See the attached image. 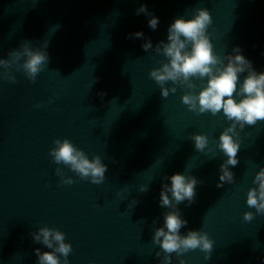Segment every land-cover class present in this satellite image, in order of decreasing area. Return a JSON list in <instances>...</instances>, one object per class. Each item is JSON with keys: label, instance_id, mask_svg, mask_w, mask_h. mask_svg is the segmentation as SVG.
<instances>
[{"label": "clouds", "instance_id": "obj_1", "mask_svg": "<svg viewBox=\"0 0 264 264\" xmlns=\"http://www.w3.org/2000/svg\"><path fill=\"white\" fill-rule=\"evenodd\" d=\"M140 13L151 15L144 4L137 9V15ZM158 23V18L153 15L148 21V26L155 30ZM211 24L212 16L206 8H197L190 19L183 17L175 19L168 28L167 43L161 41L157 46V51L167 58V62L153 69L149 75L161 86L163 97H167L170 91L176 92L175 87L170 90L163 87L169 81L173 84L181 86L187 84L189 88H195V84L191 82L192 78H207L206 86L198 94L188 92L182 96V102L190 111L197 114L210 112L216 115L222 110L226 119L232 122L221 133L218 145L227 157L220 165L219 180L232 183L234 173L230 171V166L235 167L239 163L237 153L240 143L233 139L234 135H238L235 131L236 125L238 124L240 129H243L245 125H255L257 121L264 120V72H256L252 67V62L241 53L238 46L233 48L234 54L225 55L224 59L215 54L207 33ZM129 38H143V33L129 34ZM47 43L44 41V49L47 48ZM141 47L147 52L152 47L151 40L149 39ZM9 56L23 59V71L32 82H35L37 75L49 61L45 50L39 48L33 50L28 46V42H25L22 52L13 50L9 52ZM8 64L9 61L0 59V65L7 66ZM245 72L247 75L239 84L238 89L239 77ZM10 81L15 82V78H11ZM235 96H240L241 99L237 101ZM191 139L198 151L203 152L208 145L206 135L194 134ZM54 144L57 147L50 150V155L56 163L62 162L70 166L71 170L82 179H90L93 184L98 185L104 181L107 166L101 162L98 155L89 159L84 151L68 139H57ZM167 179L170 180V185H163L160 204L162 207L173 210L164 214L163 226L156 228L153 236V243L158 244L165 253L161 264H171V253L179 256L197 248L206 253L205 259H210L213 241L206 232L198 230H189L186 235H181L180 229L185 227L188 221L182 219L180 212L175 210V205L185 200L189 204L194 201L197 179L180 173H175ZM71 183L73 181H67V184ZM253 183L258 187L251 188L247 192L246 203L250 208H255L257 213L264 214V167L256 173ZM140 191H147V187L142 186ZM243 218L245 221H251L253 213L245 212ZM32 236L34 241L41 242L47 248L52 249V251L45 252H41L39 248L35 249L39 264H61L57 253L64 257V264H68L67 257L72 247L70 243H65L63 232L43 227ZM53 241H55V247ZM156 255L159 256L160 253L157 252ZM180 264H184V261L181 260Z\"/></svg>", "mask_w": 264, "mask_h": 264}]
</instances>
